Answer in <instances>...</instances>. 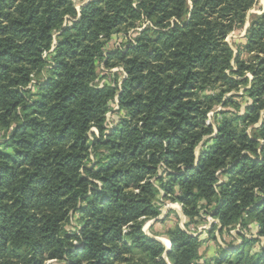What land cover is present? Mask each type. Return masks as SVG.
<instances>
[{"label": "trees", "instance_id": "obj_1", "mask_svg": "<svg viewBox=\"0 0 264 264\" xmlns=\"http://www.w3.org/2000/svg\"><path fill=\"white\" fill-rule=\"evenodd\" d=\"M74 1L0 0V264H264V12L226 40L256 0ZM164 200L184 227L147 234ZM203 212L239 238L204 259Z\"/></svg>", "mask_w": 264, "mask_h": 264}, {"label": "rangeland", "instance_id": "obj_2", "mask_svg": "<svg viewBox=\"0 0 264 264\" xmlns=\"http://www.w3.org/2000/svg\"><path fill=\"white\" fill-rule=\"evenodd\" d=\"M75 7L78 9L79 6L81 5V2H79L78 0L74 1ZM264 12V0H256V2L254 3V5L251 7L250 10H248L247 15H246V20L245 23L242 27H237L234 30H232L226 40L229 43V45L231 46V48L234 50V52H236V49L238 47L239 44H241L244 41V35L246 33V29L250 23V21L255 18L256 16L262 14ZM146 26H151V22L146 20V19H142L140 21H138L136 23V26L134 28H130L127 31H121V32H117L115 34H113L110 39L108 40V42L106 43L105 47H104V51H109L111 49H115V48H124L125 46H127L129 43H132L133 38L136 36V32L135 30H142L143 28H145ZM55 44V35L53 37L52 40V48L54 47ZM52 48L50 50H52ZM45 55V54H44ZM120 67L116 66V67H111V68H105L103 66V62H100L97 68V82H102L103 83H110L112 80L111 75L115 74L116 72H119V76L120 78H122L121 72L120 71ZM105 76V77H104ZM119 78V80H120ZM114 105H111V102L109 103V109L105 114V123L107 124V126H111L116 119L119 118V116H121V113L119 112H115V110H117L116 108L113 107ZM220 109V106H217L214 111H217ZM119 114V115H118ZM215 116V114L213 112H209L208 113V122H211L212 124H214L213 121V117ZM92 132H96L95 128H91ZM90 159L93 160L94 159V154L91 151V155H90ZM169 209L174 210V212H169L167 213V211ZM160 210L161 213L153 219H149L145 222L144 226H143V230L147 233V234H151L153 235L154 233H158L161 234L163 233L167 228L173 226L175 223H178L181 227H184V223L186 221L185 216L183 215L180 205L177 203H173L170 202L168 200H164L160 203ZM202 218L200 220V222H198L197 224L191 223L187 228H189V230L194 234V235H198L199 238L202 240V243L200 245L199 248V252L202 255V258L204 259V257H208L210 255H213L215 250H216V243H221L223 244V240L231 242L234 241L237 244L239 242V238L238 235L236 233V230L238 229H233L230 232L227 231H223L221 234L216 230L214 231V235L216 237V240L211 238L209 236V234L207 233V230H210L211 232V228H212V223L216 222V219L213 218V216L210 213H202ZM160 220L158 222L155 223L156 220ZM75 223V219L74 217H70L69 221L66 222L65 227L69 230H73L74 228V224ZM151 225H153L151 227ZM241 231L245 234V235H249V236H256V232H255V226L253 223H251L249 225V229H241ZM158 237L161 238V240L164 242L165 246L168 243V239L159 235H156ZM261 239V244L263 243L262 238ZM168 246V245H167ZM52 262L53 264H61V263H57L56 261H47L46 263Z\"/></svg>", "mask_w": 264, "mask_h": 264}, {"label": "built area", "instance_id": "obj_3", "mask_svg": "<svg viewBox=\"0 0 264 264\" xmlns=\"http://www.w3.org/2000/svg\"><path fill=\"white\" fill-rule=\"evenodd\" d=\"M132 41H133V40H132ZM132 43H134V41H133ZM118 87H119V84H118ZM116 103H117V99H116V97H115V98H114V104H113L114 106H113V107L117 109L118 106H117Z\"/></svg>", "mask_w": 264, "mask_h": 264}, {"label": "water", "instance_id": "obj_4", "mask_svg": "<svg viewBox=\"0 0 264 264\" xmlns=\"http://www.w3.org/2000/svg\"><path fill=\"white\" fill-rule=\"evenodd\" d=\"M155 239H158L159 241H161L160 240V238H157V237H154ZM162 242V241H161ZM170 245H171V242L169 241V244H168V246H166V249H169L170 248Z\"/></svg>", "mask_w": 264, "mask_h": 264}, {"label": "crops", "instance_id": "obj_5", "mask_svg": "<svg viewBox=\"0 0 264 264\" xmlns=\"http://www.w3.org/2000/svg\"><path fill=\"white\" fill-rule=\"evenodd\" d=\"M153 237H157V238H160V237H158V236H153ZM162 237H165V236H162ZM166 238V237H165ZM160 240H161V238H160ZM162 241V240H161ZM169 241V240H168ZM162 243L164 244V242L162 241ZM165 245V244H164Z\"/></svg>", "mask_w": 264, "mask_h": 264}, {"label": "bare ground", "instance_id": "obj_6", "mask_svg": "<svg viewBox=\"0 0 264 264\" xmlns=\"http://www.w3.org/2000/svg\"><path fill=\"white\" fill-rule=\"evenodd\" d=\"M168 244H169V241H168L167 245H168ZM167 245H166V246H167Z\"/></svg>", "mask_w": 264, "mask_h": 264}]
</instances>
